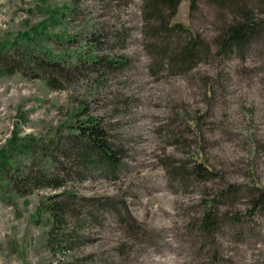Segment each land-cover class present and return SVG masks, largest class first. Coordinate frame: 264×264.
I'll use <instances>...</instances> for the list:
<instances>
[{
  "label": "rangeland",
  "instance_id": "374dc122",
  "mask_svg": "<svg viewBox=\"0 0 264 264\" xmlns=\"http://www.w3.org/2000/svg\"><path fill=\"white\" fill-rule=\"evenodd\" d=\"M149 2L0 0V38L29 32V48L64 54L74 68L61 88L0 74V148L14 134L66 133L84 107L122 153L112 174L89 170L56 190L0 199V264H264V210L236 217L257 196L250 185L264 187V37L243 51L220 52L217 41L241 20L240 7L264 20V0H182L174 21L203 44L180 68L171 61L191 31L154 38ZM193 157L220 175L197 178ZM230 186L224 220L207 239L197 229L205 200ZM57 193L59 219L43 204ZM115 204L132 218L117 216ZM131 223L145 234L134 237Z\"/></svg>",
  "mask_w": 264,
  "mask_h": 264
},
{
  "label": "trees",
  "instance_id": "16d2710c",
  "mask_svg": "<svg viewBox=\"0 0 264 264\" xmlns=\"http://www.w3.org/2000/svg\"><path fill=\"white\" fill-rule=\"evenodd\" d=\"M222 2L224 0H218ZM182 0H150L146 5V24L151 26L154 38L158 37L159 31L177 34L179 31L189 30V39L184 43L181 52L173 58L171 64L177 67L186 64L191 65L196 61L195 51L203 44L201 36L185 25L174 21ZM194 0L191 6L193 7ZM163 9L169 12L162 15ZM240 21L234 20L220 33L218 42L220 52H226L237 48L246 50L252 41L260 42L264 37V20L257 19L253 12L246 7L239 9ZM158 22L159 26H155ZM149 26V27H150ZM33 39L29 32H19L17 37L0 38V74H22L33 78L42 79L52 88L63 87L64 81L68 80L72 70L71 65L65 63L64 54H53L48 49L40 48V52L34 51L27 46ZM206 54L209 49L204 51ZM203 53V51H202ZM78 55L77 58H81ZM97 63L112 66L113 59L101 56L95 59ZM118 65L121 66L126 59L119 58ZM77 113V119L70 124L66 133L55 132L49 138L41 139L33 135L19 137L14 134L0 148V199L9 201L10 193L21 196L31 194L41 188L59 189L65 185L66 178L73 174L79 175L89 170H103L108 174L114 173L121 164L122 153L111 140L109 132L98 117L88 116L86 108ZM83 116H86L82 118ZM192 174L197 178L206 179L219 176L220 173L211 168L204 158L193 157ZM255 180V178H254ZM257 196L252 199L251 205L237 214L238 219H253L264 210V187L257 184L250 185ZM235 188L230 186L217 193L213 198L205 200L203 216L198 223V230L208 239L219 230L224 217L220 212V200ZM8 194V195H7ZM62 193L51 196L49 203L43 202L47 211L59 219V211L62 204L58 200ZM56 198V199H55ZM62 203V202H61ZM116 214L125 219L132 218L129 208L115 204ZM63 210V209H62ZM130 232L136 238L145 232L136 223L129 225Z\"/></svg>",
  "mask_w": 264,
  "mask_h": 264
}]
</instances>
